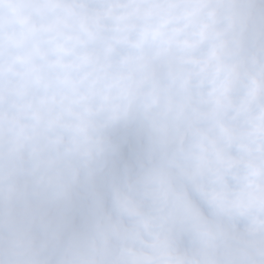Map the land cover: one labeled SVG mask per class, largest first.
Wrapping results in <instances>:
<instances>
[{
  "label": "clouds",
  "instance_id": "clouds-1",
  "mask_svg": "<svg viewBox=\"0 0 264 264\" xmlns=\"http://www.w3.org/2000/svg\"><path fill=\"white\" fill-rule=\"evenodd\" d=\"M0 264H264V0H0Z\"/></svg>",
  "mask_w": 264,
  "mask_h": 264
}]
</instances>
